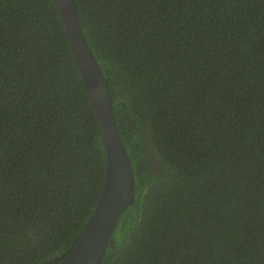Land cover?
Masks as SVG:
<instances>
[{
    "label": "trees",
    "instance_id": "trees-1",
    "mask_svg": "<svg viewBox=\"0 0 264 264\" xmlns=\"http://www.w3.org/2000/svg\"><path fill=\"white\" fill-rule=\"evenodd\" d=\"M131 163L99 264H264V0H74ZM101 131L55 0H0V264H58Z\"/></svg>",
    "mask_w": 264,
    "mask_h": 264
},
{
    "label": "water",
    "instance_id": "water-1",
    "mask_svg": "<svg viewBox=\"0 0 264 264\" xmlns=\"http://www.w3.org/2000/svg\"><path fill=\"white\" fill-rule=\"evenodd\" d=\"M55 1L87 100L101 131L105 153L104 179L97 204L79 240L58 264H99L118 219L133 200L131 163L119 137L106 80L84 41L75 1Z\"/></svg>",
    "mask_w": 264,
    "mask_h": 264
}]
</instances>
